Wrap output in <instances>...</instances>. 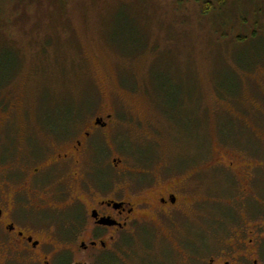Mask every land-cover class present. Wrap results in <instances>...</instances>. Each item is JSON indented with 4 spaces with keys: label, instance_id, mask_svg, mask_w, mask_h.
<instances>
[{
    "label": "rangeland",
    "instance_id": "obj_1",
    "mask_svg": "<svg viewBox=\"0 0 264 264\" xmlns=\"http://www.w3.org/2000/svg\"><path fill=\"white\" fill-rule=\"evenodd\" d=\"M107 113L108 190L131 200L141 180L186 204L173 223L145 212L114 254L71 245L76 259L173 264L175 238L212 244L217 218H237L240 186L209 165L264 152V0H0V161L42 162Z\"/></svg>",
    "mask_w": 264,
    "mask_h": 264
},
{
    "label": "flooded vegetation",
    "instance_id": "obj_2",
    "mask_svg": "<svg viewBox=\"0 0 264 264\" xmlns=\"http://www.w3.org/2000/svg\"><path fill=\"white\" fill-rule=\"evenodd\" d=\"M111 117L110 113L95 116L88 129L62 140L61 148L53 144L44 162L34 164L36 156L29 158L34 166L15 168L1 158L0 264H90L77 260L71 245L90 256L114 254L126 245L119 233L147 221L145 212L165 222L175 221V213L181 212L178 204H186L178 189L148 190L149 184L138 180L129 185L131 200L123 198L119 186L108 190L100 172V153ZM233 156L227 164L215 161L209 167H222L238 181L236 220L227 224L218 217L215 224L222 229L210 237L212 244L191 242L189 236L175 238L173 264H264V152L242 161L239 154ZM117 161L121 159L113 158L116 166ZM124 172V168L116 172L118 182ZM194 174L180 181L184 191L193 186ZM196 201L190 204L195 207ZM64 208L72 214L63 217Z\"/></svg>",
    "mask_w": 264,
    "mask_h": 264
},
{
    "label": "trees",
    "instance_id": "obj_3",
    "mask_svg": "<svg viewBox=\"0 0 264 264\" xmlns=\"http://www.w3.org/2000/svg\"><path fill=\"white\" fill-rule=\"evenodd\" d=\"M204 12L206 13L207 12V9H204Z\"/></svg>",
    "mask_w": 264,
    "mask_h": 264
}]
</instances>
